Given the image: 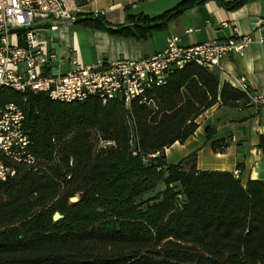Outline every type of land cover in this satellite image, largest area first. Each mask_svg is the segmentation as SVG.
<instances>
[{"label":"trees","instance_id":"1","mask_svg":"<svg viewBox=\"0 0 264 264\" xmlns=\"http://www.w3.org/2000/svg\"><path fill=\"white\" fill-rule=\"evenodd\" d=\"M207 1L184 0L137 24L128 16L132 26L96 16L76 23L141 39ZM1 100L22 107L37 164L16 165L0 186V264H264V180L243 186L233 173L198 170L195 153L176 165L165 159L218 102L250 104L217 71L189 63L129 108L118 99L64 103L10 89ZM100 139L115 145L99 150ZM226 147L211 143L217 153ZM258 148L264 153L262 137ZM56 212L64 216L57 223Z\"/></svg>","mask_w":264,"mask_h":264},{"label":"crops","instance_id":"2","mask_svg":"<svg viewBox=\"0 0 264 264\" xmlns=\"http://www.w3.org/2000/svg\"><path fill=\"white\" fill-rule=\"evenodd\" d=\"M79 20L89 16L102 18L113 28L137 24L138 16L154 20L184 0H77ZM236 0H208L196 5L168 22L163 29L153 30L145 38L113 35L100 28L82 23L58 28L37 29V43L45 52H54L64 60L65 72L72 58L84 66L99 65L116 60H141L161 53L168 40L180 38V45L191 47L213 40H226L235 34L251 36L255 42L242 54H230L221 61L217 71L222 84H233L234 78H245L254 93L264 94V0H248L236 9L224 3ZM128 16L135 17V22ZM192 30V32H188ZM55 62V65H57ZM195 134L184 144L176 143L165 150L167 164L176 165L191 154H196V167L201 171H240L243 186L249 180H264V153L258 148L264 139V107L251 104L239 108L225 107L221 102L205 111L197 119ZM208 130V131H207ZM207 135H212L209 141ZM223 141V153L214 152L212 141ZM178 147V163H169L167 154ZM240 166V167H238Z\"/></svg>","mask_w":264,"mask_h":264},{"label":"built area","instance_id":"3","mask_svg":"<svg viewBox=\"0 0 264 264\" xmlns=\"http://www.w3.org/2000/svg\"><path fill=\"white\" fill-rule=\"evenodd\" d=\"M78 14L77 0H0V186L16 174V165L37 164L25 130V113L15 102H2L3 89L23 95L44 94L64 103L98 98L106 104L118 99L129 108L147 91L166 84L174 70L193 62L210 71L222 70L224 57L242 54L255 42L251 36L235 34L226 40L183 47L180 38L173 36L161 53L149 58L92 66L81 65L72 58L68 70L62 72L64 60H59L54 52L41 49L37 29H56L58 22L75 24ZM233 84L251 105L264 107V94L251 92L245 78H234ZM114 145V141L100 139L98 149L107 150ZM233 174L239 178L240 171Z\"/></svg>","mask_w":264,"mask_h":264},{"label":"rangeland","instance_id":"4","mask_svg":"<svg viewBox=\"0 0 264 264\" xmlns=\"http://www.w3.org/2000/svg\"><path fill=\"white\" fill-rule=\"evenodd\" d=\"M180 157H181V150L178 147L172 148L168 154H167V160L169 163H178L180 161ZM162 190H164V185H159L157 187V189L146 196V198H150L154 195H156L158 192H161ZM79 200V196L73 197L70 199V203H75Z\"/></svg>","mask_w":264,"mask_h":264},{"label":"water","instance_id":"5","mask_svg":"<svg viewBox=\"0 0 264 264\" xmlns=\"http://www.w3.org/2000/svg\"><path fill=\"white\" fill-rule=\"evenodd\" d=\"M63 219H64V216H63L61 213H59V212H56V213L53 215V221H54L55 223L60 222V221H62Z\"/></svg>","mask_w":264,"mask_h":264}]
</instances>
